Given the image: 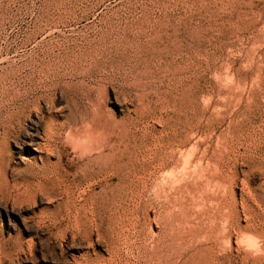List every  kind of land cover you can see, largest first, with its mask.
I'll use <instances>...</instances> for the list:
<instances>
[{
  "label": "rangeland",
  "instance_id": "374dc122",
  "mask_svg": "<svg viewBox=\"0 0 264 264\" xmlns=\"http://www.w3.org/2000/svg\"><path fill=\"white\" fill-rule=\"evenodd\" d=\"M0 264H264V0H0Z\"/></svg>",
  "mask_w": 264,
  "mask_h": 264
},
{
  "label": "bare ground",
  "instance_id": "6f19581e",
  "mask_svg": "<svg viewBox=\"0 0 264 264\" xmlns=\"http://www.w3.org/2000/svg\"><path fill=\"white\" fill-rule=\"evenodd\" d=\"M49 138V137H48ZM107 154H110V153H107ZM116 154V153H115ZM103 155V154H102ZM105 155V154H104ZM114 156V155H113ZM97 158H95V157H93V158H95V159H103L102 158V156L100 155V156H96ZM105 159V158H104ZM101 162H103V161H101ZM107 162V161H106ZM89 163V162H88ZM105 163V162H104ZM85 168V167H84ZM88 168V167H87ZM206 261V260H205ZM211 262V261H210ZM217 262H218V260H217ZM116 263V262H115Z\"/></svg>",
  "mask_w": 264,
  "mask_h": 264
}]
</instances>
